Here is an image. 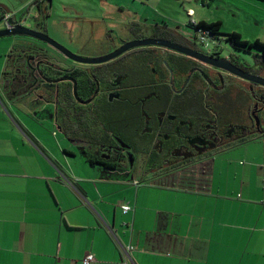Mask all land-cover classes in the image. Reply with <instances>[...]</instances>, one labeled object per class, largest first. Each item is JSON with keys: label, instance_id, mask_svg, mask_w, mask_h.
<instances>
[{"label": "flooded vegetation", "instance_id": "obj_1", "mask_svg": "<svg viewBox=\"0 0 264 264\" xmlns=\"http://www.w3.org/2000/svg\"><path fill=\"white\" fill-rule=\"evenodd\" d=\"M53 8V0H31L21 11L24 20L10 12L11 22L47 35ZM128 19L122 22L132 37L100 57L143 39L179 50L142 45L108 61L84 63L40 40L13 38L24 48L7 55L5 92L15 104L26 102L27 120L54 110L53 138L63 157H83L109 176L144 180L202 169L264 139V40L237 41L235 32L222 30L221 20H191L193 33L187 34L164 23L143 25L140 16ZM214 23L218 27H208Z\"/></svg>", "mask_w": 264, "mask_h": 264}, {"label": "crops", "instance_id": "obj_2", "mask_svg": "<svg viewBox=\"0 0 264 264\" xmlns=\"http://www.w3.org/2000/svg\"><path fill=\"white\" fill-rule=\"evenodd\" d=\"M13 42L0 39L6 60ZM4 85L1 73L0 264H123L106 226L133 247L128 264H264V139L202 169L105 179L62 162Z\"/></svg>", "mask_w": 264, "mask_h": 264}, {"label": "rangeland", "instance_id": "obj_3", "mask_svg": "<svg viewBox=\"0 0 264 264\" xmlns=\"http://www.w3.org/2000/svg\"><path fill=\"white\" fill-rule=\"evenodd\" d=\"M26 1L28 0H0V4L17 13L20 20H24L21 11ZM53 3L54 8L46 19L47 35L73 54L83 58L100 57L117 46L121 40L130 39L132 34L126 28L127 23L122 20L135 16L142 17L140 22L143 25L164 23L169 27L178 26L187 34L193 33L188 26L191 20L202 19L205 22L221 20L223 31L235 32L242 40H264V0H53ZM191 10L192 17L188 15ZM0 14H4L2 9ZM3 27V21L0 20V29ZM36 27L39 26L32 23V28ZM142 33L148 35L149 31L143 30ZM0 51L1 74L7 60L6 53L2 54L3 49ZM21 105L28 107L26 102ZM25 120L29 129L44 134L42 138L50 146L58 148L59 145L55 141L57 139L51 136L54 133H52L54 110L51 107L41 113H35L31 120L27 118ZM35 124H39L42 129L38 131ZM56 156L63 162L61 153L57 151ZM73 160L79 168L86 169L85 173H90L91 170V173L105 179L111 177L125 179L102 174L96 169L89 170L83 157L78 156Z\"/></svg>", "mask_w": 264, "mask_h": 264}, {"label": "water", "instance_id": "obj_4", "mask_svg": "<svg viewBox=\"0 0 264 264\" xmlns=\"http://www.w3.org/2000/svg\"><path fill=\"white\" fill-rule=\"evenodd\" d=\"M0 9H2L4 11V13H7V14L11 12L3 4H0ZM6 37L7 38L31 37V38L40 40V41L48 44L49 46H51L54 49H56L57 51H59L61 54H63L68 59L76 60V61H80V62H84V63H101L104 61H108V60H111L113 58H116L117 56H119L120 54H122L123 52H125L126 50H128L130 48H133L136 46H142V45H161V46H165L168 48H173L175 50L178 49L177 47L173 46L170 43H166L163 41H157L154 39H143V40H139V41L128 42V43L124 44L121 48L117 49L116 51L112 52L109 55L103 56V57L83 58V57H80V56L73 54L72 52H70L69 50L64 48L62 45H60L59 43H57L56 41L51 39L49 36H47L43 33L31 30V29L24 27L22 25H16L13 28L3 27L2 29H0V39L6 38Z\"/></svg>", "mask_w": 264, "mask_h": 264}, {"label": "built area", "instance_id": "obj_5", "mask_svg": "<svg viewBox=\"0 0 264 264\" xmlns=\"http://www.w3.org/2000/svg\"><path fill=\"white\" fill-rule=\"evenodd\" d=\"M190 15H192V13L189 12ZM12 13H8L5 15V17L2 19L3 21V24H4V27H8V28H13L15 27L16 25H21L20 23H17V22H11V17H12ZM23 25V24H22ZM205 38L204 37H200V41L201 42H204ZM135 185H139V182L135 181L134 182ZM69 185L71 186V184L69 183ZM121 210L123 213H127L131 210V207L128 206V205H122L121 206ZM108 228V232L109 234L114 238V240L116 241V245L121 253V257H122V263L123 264H128L131 262V257H130V254H131V251L133 250V247L131 246H124L122 245L118 240L117 238L115 237V234L113 232V230L111 228H109L108 226H106ZM94 262V257L92 255H86L81 263L82 264H90Z\"/></svg>", "mask_w": 264, "mask_h": 264}, {"label": "trees", "instance_id": "obj_6", "mask_svg": "<svg viewBox=\"0 0 264 264\" xmlns=\"http://www.w3.org/2000/svg\"><path fill=\"white\" fill-rule=\"evenodd\" d=\"M201 25L204 26V25H206V24L201 23ZM218 25H219V24H215V23H214V24H210V25H208V27H211V28L213 29V28L218 27ZM206 27H207V25H206ZM233 37H234L237 41H240V35H239V34H236V33H235V34L233 35ZM263 46H264V44H263ZM20 48H24L23 44H20V43L17 44V45H16V44H15V45L13 44L12 47H11V50H12V51H14V50H19ZM27 51H28V50H27ZM25 52H26V51H25ZM23 58H24V56H22V57H20V58L17 57V59H15V60H17V61H20L21 59L24 60ZM9 61H10V59L7 58L6 65L9 63ZM4 88H5V91H6V84L4 85Z\"/></svg>", "mask_w": 264, "mask_h": 264}]
</instances>
